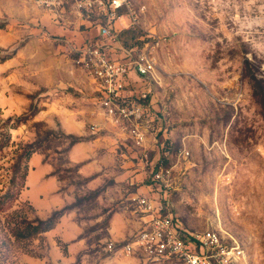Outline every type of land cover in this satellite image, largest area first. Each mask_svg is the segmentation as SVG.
<instances>
[{
	"label": "rangeland",
	"instance_id": "rangeland-1",
	"mask_svg": "<svg viewBox=\"0 0 264 264\" xmlns=\"http://www.w3.org/2000/svg\"><path fill=\"white\" fill-rule=\"evenodd\" d=\"M43 1L0 0V264H146L106 246L140 231L132 198L159 167L172 186L150 196L180 231L214 230L241 245L239 264H264V0H131L128 37L157 42L143 146L75 64L97 17ZM38 192L65 205L48 212ZM64 209L53 235L13 234Z\"/></svg>",
	"mask_w": 264,
	"mask_h": 264
},
{
	"label": "built area",
	"instance_id": "built-area-1",
	"mask_svg": "<svg viewBox=\"0 0 264 264\" xmlns=\"http://www.w3.org/2000/svg\"><path fill=\"white\" fill-rule=\"evenodd\" d=\"M70 2L82 16L97 17L95 32L79 46H74L75 64L97 85L98 104L115 125L126 126L136 146H143L151 127L152 110L147 105L158 85L154 50L157 42L126 49L118 41L114 25L121 29L137 24V12L131 0H44L47 6ZM151 185L171 189V170L162 167L151 172ZM149 184V186H151ZM143 212V226L134 239L125 243L109 242L112 254H143L146 264H239L241 245L214 230L184 234L177 228L178 219L151 197L134 196Z\"/></svg>",
	"mask_w": 264,
	"mask_h": 264
},
{
	"label": "trees",
	"instance_id": "trees-1",
	"mask_svg": "<svg viewBox=\"0 0 264 264\" xmlns=\"http://www.w3.org/2000/svg\"><path fill=\"white\" fill-rule=\"evenodd\" d=\"M3 26L0 25V28ZM134 32V27H129L127 29H120L118 32V41L120 45H122L126 49H131L134 47L142 46L145 42H139L136 43V41H133L132 38L128 37L129 33ZM79 141H75L72 146H75L79 144ZM13 189V188H12ZM12 198V192L11 190L8 191L7 194L4 196H0V206L5 203L7 200ZM66 210H58L52 212L45 220H37L34 222H24L23 229L21 230L20 226H15V228L12 229L13 234L15 237H20V235H24L22 237L28 238L32 236H39L41 234L47 233L54 229L59 222L60 218L65 215Z\"/></svg>",
	"mask_w": 264,
	"mask_h": 264
},
{
	"label": "crops",
	"instance_id": "crops-1",
	"mask_svg": "<svg viewBox=\"0 0 264 264\" xmlns=\"http://www.w3.org/2000/svg\"><path fill=\"white\" fill-rule=\"evenodd\" d=\"M90 37V36H89ZM84 40L85 39H83L80 43H83L84 42ZM79 42V41H78ZM41 166H43V165H41ZM48 173V171L46 170L45 172H44V175H46ZM145 190L144 189H141V192H144L145 194L143 195V194H141V195H143L144 197H151L152 198V196H150L151 194H153V188L151 187V186H149V184H146L145 185ZM149 188V189H148ZM150 192V193H149ZM40 193L41 192H38V199H39V204H40V206L41 207H45V208H48L47 210H48V212H51L52 211V209H56L57 207L58 208H61V207H63L64 205H65V203L64 202H62L61 204H59V202L58 201H55V202H53V204L51 203V205H49L46 201H43V200H41V198H40ZM67 215H63L61 218H60V222H58L57 223V225H56V227L54 228V229H52L51 231H49V232H47L46 234H48V233H52V235L53 234H55L56 232H57V229L59 228V226L61 225V223H62V221L64 220V219H66L67 217H66ZM142 218H143V215H141V218H140V221L141 222H138L139 224H140V229L142 228V226H143V222H142ZM114 233V232H113ZM51 235V234H50ZM116 238H121V237H123V233H114L113 234ZM134 239V236L130 239V241L131 240H133ZM125 242H129V241H125ZM125 242H122V243H125Z\"/></svg>",
	"mask_w": 264,
	"mask_h": 264
}]
</instances>
